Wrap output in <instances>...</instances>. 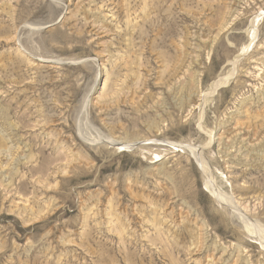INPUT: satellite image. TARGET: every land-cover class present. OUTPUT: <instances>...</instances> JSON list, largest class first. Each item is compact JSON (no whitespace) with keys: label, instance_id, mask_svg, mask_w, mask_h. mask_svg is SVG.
<instances>
[{"label":"rangeland","instance_id":"1","mask_svg":"<svg viewBox=\"0 0 264 264\" xmlns=\"http://www.w3.org/2000/svg\"><path fill=\"white\" fill-rule=\"evenodd\" d=\"M263 63L264 0H0V264H264Z\"/></svg>","mask_w":264,"mask_h":264},{"label":"bare ground","instance_id":"2","mask_svg":"<svg viewBox=\"0 0 264 264\" xmlns=\"http://www.w3.org/2000/svg\"><path fill=\"white\" fill-rule=\"evenodd\" d=\"M253 44V43H252ZM60 62V61H59ZM264 64V63H263ZM228 78V77H227ZM222 80V79H221ZM216 82V81H215ZM221 82V81H220ZM220 84V83H219ZM216 87H218L219 85H218V83L216 82ZM85 103H87V102H85ZM83 104V107L84 108H87V105L86 104ZM83 108V109H84ZM81 112V111H80ZM81 113H83V111L81 112ZM84 113H85V109H84ZM80 114V113H79ZM88 124V123H87ZM78 133H79V135L81 136V137H84L85 135H84V132H83V129H82V125H79L78 126ZM86 134V133H85ZM153 143H155V144H165L164 142H161V141H158V143H156L154 140L152 141ZM168 145H171L172 147H174V148H183V149H185L186 147H188L189 149H191V147L190 146H186V145H183V144H172V143H170V142H166ZM120 145H122V143L120 144ZM119 145V146H120ZM131 147H133L132 145H130ZM197 148V147H196ZM201 149L200 148H197V149H191V151H192V154H194L195 155V158L198 160V164H200L201 165V167H202V170L205 172V175H206V179H205V177H204V186L207 188V190L208 191H210L211 192V194L215 197V200L216 201H218L219 203H224L225 202V199H226V196L225 195H222V194H220L221 192H220V190L215 186V184H214V182H213V180L211 179V172H209V167L207 166V162H206V159L204 158V157H199L200 156V151ZM154 154V153H153ZM202 155V154H201ZM203 156V155H202ZM157 157V156H156ZM192 157V156H191ZM159 160H161L160 158H158ZM155 162H158V161H155ZM200 167V168H201ZM212 169V168H211ZM204 175V176H205ZM229 196V195H228ZM231 201V200H230ZM223 205V204H222ZM228 205V204H227ZM234 209V208H233ZM236 212V211H235ZM235 215V214H234ZM241 218V217H240ZM245 221V220H244ZM252 224V223H251ZM253 225V224H252ZM261 231H259V233H260ZM260 235V234H259ZM263 235V234H262ZM263 238V237H262ZM260 243H262V247H264V242L263 241H261Z\"/></svg>","mask_w":264,"mask_h":264}]
</instances>
